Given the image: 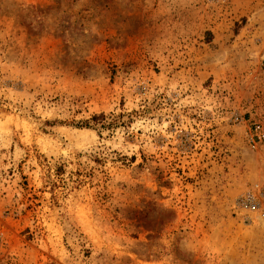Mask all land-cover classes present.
Masks as SVG:
<instances>
[{
    "label": "rangeland",
    "instance_id": "1",
    "mask_svg": "<svg viewBox=\"0 0 264 264\" xmlns=\"http://www.w3.org/2000/svg\"><path fill=\"white\" fill-rule=\"evenodd\" d=\"M257 121L264 0H0V264H264Z\"/></svg>",
    "mask_w": 264,
    "mask_h": 264
},
{
    "label": "built area",
    "instance_id": "2",
    "mask_svg": "<svg viewBox=\"0 0 264 264\" xmlns=\"http://www.w3.org/2000/svg\"><path fill=\"white\" fill-rule=\"evenodd\" d=\"M248 140H249V143H252V145L264 142V122L263 121H257L252 125V129L250 133L248 134ZM255 190L253 192L247 193L241 199V203L244 209L252 213H256L259 210L255 193L260 192L261 189H258V185H256Z\"/></svg>",
    "mask_w": 264,
    "mask_h": 264
}]
</instances>
